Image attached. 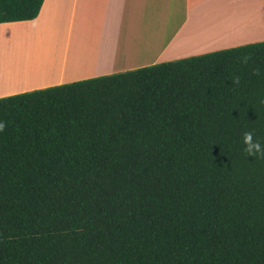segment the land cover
Wrapping results in <instances>:
<instances>
[{
  "label": "trees",
  "instance_id": "16d2710c",
  "mask_svg": "<svg viewBox=\"0 0 264 264\" xmlns=\"http://www.w3.org/2000/svg\"><path fill=\"white\" fill-rule=\"evenodd\" d=\"M43 3L0 0V24ZM0 120V264H264V42L0 98Z\"/></svg>",
  "mask_w": 264,
  "mask_h": 264
},
{
  "label": "crops",
  "instance_id": "0c3cea01",
  "mask_svg": "<svg viewBox=\"0 0 264 264\" xmlns=\"http://www.w3.org/2000/svg\"><path fill=\"white\" fill-rule=\"evenodd\" d=\"M222 2L44 0L36 19L0 24L5 45L14 27L48 40L41 53L36 41L33 50L17 47L18 56L0 58V98L264 42V0L251 35L254 26L242 28L237 15L232 24L224 14L214 17Z\"/></svg>",
  "mask_w": 264,
  "mask_h": 264
},
{
  "label": "rangeland",
  "instance_id": "374dc122",
  "mask_svg": "<svg viewBox=\"0 0 264 264\" xmlns=\"http://www.w3.org/2000/svg\"><path fill=\"white\" fill-rule=\"evenodd\" d=\"M258 3H259V0H223L222 5L216 7L214 11V17H216L217 15H219L218 17H220V16H223L224 14V18L227 19L230 17L229 19H231L230 22L232 24V20H234L233 17L237 15V18L235 19L237 20L240 19V21H243L242 28L246 27L248 29L249 26L251 25L254 26L253 30L251 29L250 32L247 31L248 34L251 35V33L254 34L256 32L255 27L259 26V22L261 20V17H259L258 15V11L260 9L259 6L257 5ZM244 16L246 19L242 20ZM263 18H264V15H263ZM244 21H247L248 24L247 23L245 24ZM11 30L14 31V34H13L14 37L11 40L7 41L6 45L3 43H0V58L1 59L18 56L21 52V48L19 49L17 47L24 46L25 49H27L28 47H31V50H33L34 47L36 46L35 45L36 41L40 42L39 49L41 53L42 45L48 42L45 36L44 37L41 36L39 39L35 38L33 40L32 38L33 33H32V29L30 28L14 27ZM38 31L40 30H37V32ZM42 33H46V32H42ZM25 49L22 51H25Z\"/></svg>",
  "mask_w": 264,
  "mask_h": 264
},
{
  "label": "clouds",
  "instance_id": "9594fccd",
  "mask_svg": "<svg viewBox=\"0 0 264 264\" xmlns=\"http://www.w3.org/2000/svg\"><path fill=\"white\" fill-rule=\"evenodd\" d=\"M248 57H242V62H247ZM234 83L239 84V77L234 79ZM5 128V123L0 120V132ZM243 151L248 154V156H260L264 157V145L258 140H254L253 134L250 131H245L243 133Z\"/></svg>",
  "mask_w": 264,
  "mask_h": 264
}]
</instances>
